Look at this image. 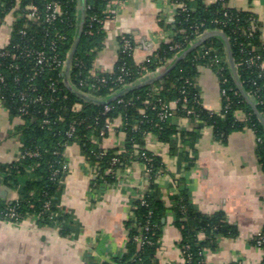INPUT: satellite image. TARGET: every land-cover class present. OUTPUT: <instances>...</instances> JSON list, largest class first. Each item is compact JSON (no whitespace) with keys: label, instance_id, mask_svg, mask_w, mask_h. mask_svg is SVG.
Segmentation results:
<instances>
[{"label":"trees","instance_id":"trees-1","mask_svg":"<svg viewBox=\"0 0 264 264\" xmlns=\"http://www.w3.org/2000/svg\"><path fill=\"white\" fill-rule=\"evenodd\" d=\"M53 1L62 8L60 18L47 23L42 16L36 22L20 17L12 21L9 43L0 47V102L11 117L21 119L15 129L22 140L20 157L12 163L0 165L4 182L17 192L12 201L0 200V219L15 223L3 215L4 211L13 208L18 214V223L33 216L41 224L59 223L63 235L69 232L73 223L71 214L56 203V197L66 174L61 169L65 162L64 151L74 143L96 168L95 186L115 182L116 171L132 160L151 168L148 173L150 185L143 194L144 203L136 198L131 201L136 224L131 227L133 218L130 216L126 250L116 258L115 264H158L155 252L166 213L173 215L174 224L181 232L180 248L189 246L191 261L188 264H205L201 262L204 257L200 251L214 248L218 236H235L236 229L227 223L222 213L204 215L192 210L180 178L179 191L171 195L168 202L155 197L154 179L161 173L162 163L145 147L146 136L154 134L159 141L168 144L173 153L176 147L172 136L176 135L180 140L185 136L194 139L196 129L180 131L172 123V118L160 121L151 106L158 107L157 99L164 103L178 100L174 115L197 118L203 125L211 127L220 140L233 131L251 129L256 136L255 154L263 173L264 125L238 89L227 61L225 44L217 36L209 37L191 49L158 78L133 83L146 72L167 67L169 61L187 49L198 34L220 31L228 38L243 90L264 118V43L260 40V23L256 16L229 7L228 0H216L210 4L197 0L195 10L190 9L189 0H177L184 2L189 10L177 11L173 37L161 43L148 61L135 64L131 42L130 49H119L111 72H98L88 79L87 72L103 47L107 0H83V24L66 75L59 68L35 66L34 53L44 50L48 54L57 53L60 59L66 57L79 31L81 0H0V24L5 14H12L15 6L18 7L16 13L22 14L28 4H34L42 11ZM252 25H256L254 30ZM124 36L131 41L130 36ZM52 41L54 51L50 48ZM175 45L180 48L173 49ZM200 65L210 66L215 71L220 90L224 91L221 109L217 113L205 110L200 104L195 84ZM33 69H37L36 75ZM77 89L100 99L88 100ZM21 94H25L26 99L22 100ZM182 99H186L185 107L194 111L192 115H186ZM145 100L152 104L145 105ZM105 106L110 109L106 111ZM239 112L244 116L242 119L237 115ZM107 118L117 127L121 124L119 129L125 133L121 148H104L101 144L108 134L100 135L105 131ZM95 139L99 143H95ZM113 158L117 159L116 163L112 162ZM47 201L50 204L45 207ZM144 225L149 228L144 235L152 243L139 246L133 236L136 227ZM261 232L264 234V225ZM199 233L206 237L199 238ZM261 264H264V255Z\"/></svg>","mask_w":264,"mask_h":264},{"label":"crops","instance_id":"crops-1","mask_svg":"<svg viewBox=\"0 0 264 264\" xmlns=\"http://www.w3.org/2000/svg\"><path fill=\"white\" fill-rule=\"evenodd\" d=\"M116 1L113 17L103 25V47L93 62L95 68L106 73L114 69L121 36H130L133 60L141 64L161 43L171 40L175 28L177 5L172 0ZM202 1L210 4L216 0ZM189 2L190 9L195 10L197 0ZM227 5L256 16L260 40L264 43V0H228ZM12 21V14H5L0 24V47L10 41ZM175 58L167 67L148 72L133 84L162 74ZM195 84L202 107L219 112L222 96L215 71L207 65L198 66ZM175 101L169 102L173 110L178 102ZM237 115L244 117L240 112ZM20 123L21 119L11 117L0 103V165L20 157L22 140L15 129ZM172 123L180 131L196 129V132L194 139L185 136L180 140L173 135L176 147L173 153L154 134L146 136L145 147L162 163V171L154 179L155 197L168 202L179 191L180 178L192 210L204 215L222 213L227 223L235 227V236H218L215 247L206 249L205 264H261L263 252L254 239L264 225V173L255 154V133L243 128L220 140L211 127L197 118L177 114ZM124 137L125 133L114 125L101 144L104 148H121ZM95 143L99 140L95 139ZM64 158L66 174L56 203L71 214L73 223L69 232L63 235L59 223L41 224L33 216L19 223L0 219V264H115L116 258L126 250L131 201L150 185L143 164L132 160L116 171L118 182L95 186V166L77 144L65 148ZM16 197L17 192L4 182L0 172V200L8 202ZM162 223L156 261L183 264L181 232L174 224L173 215L166 213ZM198 237L206 236L199 233Z\"/></svg>","mask_w":264,"mask_h":264},{"label":"built area","instance_id":"built-area-1","mask_svg":"<svg viewBox=\"0 0 264 264\" xmlns=\"http://www.w3.org/2000/svg\"><path fill=\"white\" fill-rule=\"evenodd\" d=\"M176 5H177V10L180 11H187L189 10V8H187L186 4L182 1H173ZM117 1L116 0H107V4L105 6V18H104V22L111 19L115 13V9L114 7L116 6ZM18 10V7L15 6L13 7V9L11 10L12 12V20L13 21H17L20 17H25L28 21H32V22H36L38 21V19L42 16V19L47 22V23H51L53 20H56L58 18H60L62 16V8L60 6V4L58 2H50L47 3L44 7V10H40L36 5L34 4H28L27 6L24 7V12L22 14H18L16 13V11ZM175 13V14H176ZM255 21V20H253ZM253 23V22H252ZM256 27V25H252V30H254ZM22 34H25L24 31L21 32ZM201 34H198V36H200ZM132 47L131 41L129 38L125 37V36H121V42H119V49L121 51H126L128 49H130ZM50 48L54 51L55 50V45H54V41H52ZM173 49H177L180 48L179 45H175L172 47ZM180 51V50H178ZM67 56L68 53L66 55V57L64 59H60L57 55V53L54 54H48L46 51L44 50H38L34 53V59H35V66H38L40 68H42L43 66H48V67H53V68H59L60 71L64 74L65 68H66V60H67ZM148 61V59H147ZM142 69H144V67H142ZM68 72V71H67ZM98 72H103L100 69L95 68L94 66H92V68L87 72V77L88 79H91L93 77L96 76V73ZM38 73L37 69H33V74L36 75ZM148 73V72H146ZM104 81V79H102ZM83 83H79V85H82ZM92 88L94 87L93 85ZM78 90V89H77ZM82 95L85 96H90V97H94L92 94L90 93H85L82 92L80 90H78ZM153 91H157V88H153ZM224 94V91L221 90V96ZM21 99L24 100L26 99V95L25 94H21ZM93 99H100L98 97H94ZM158 101V107L157 105H152L151 108L157 111V116L158 119L160 121H165L168 118H173L174 117V110L170 108V104L169 103H164L162 101H160V99H157ZM178 100H176L175 102H177ZM183 102V108L185 107V103H186V99H182ZM1 103V102H0ZM145 105L149 106L150 104H152L149 100H145L144 101ZM110 108L108 106H105V110H109ZM186 115H192L194 113V111L191 108H186ZM114 123H112V121L107 118L105 119V131H102L100 133L101 136H104V133H109L110 131L113 130L114 127ZM119 124V128H120ZM73 129H71L72 131ZM137 153V151L135 152ZM146 158V157H145ZM113 163L117 162L116 158L112 159ZM144 172L147 174V179L150 180L148 173H150L151 168L149 166L144 165ZM62 170L66 171V164L65 162L62 163ZM55 172H57V170H55ZM95 175H97V171L95 168ZM115 182H118L120 180L119 176H115ZM143 194L144 192L142 191V193H138L135 198L141 200V203H144V199H143ZM49 202L47 201L45 203V207L49 206ZM3 215L6 216L9 220L14 221L15 223H18V214L14 211L13 208H9L7 211L3 212ZM130 216L133 218V222L131 223V227H133L136 224V217L134 216V214L131 212ZM148 226L144 225V226H139L136 227V234L133 236V240L136 241V243L141 246L145 243H149L151 244L152 241L149 240L148 238H146V236L144 235L145 230H148ZM160 241V239H159ZM254 244L259 247L264 255V234H262V232L260 231L258 233V235L255 237L254 239ZM159 245V242H158ZM158 248V247H157ZM183 258H184V263L183 264H188L191 261V253L188 251L189 246L186 245L184 248H180ZM205 251L206 249H202V251H200V254L203 255V259L201 260L202 263H205Z\"/></svg>","mask_w":264,"mask_h":264},{"label":"water","instance_id":"water-1","mask_svg":"<svg viewBox=\"0 0 264 264\" xmlns=\"http://www.w3.org/2000/svg\"><path fill=\"white\" fill-rule=\"evenodd\" d=\"M83 19H84V1L81 0V14H80V21H79V31L75 37V41L73 43V46L71 48V50L69 51L68 53V56H67V60H66V68H65V71H64V74L66 75L67 71H68V68H69V65H70V61H71V58L73 56V53H74V50L76 48V45L78 43V40H79V36H80V29L82 27V24H83ZM212 36H217V37H220L222 39V41L224 42L225 44V47H226V52H227V59H228V63H229V66L231 68V71L233 73V76H234V79L236 81V84H237V87L238 89L240 90L241 94L245 97L246 101L252 106L255 114L259 117L261 123L264 125V118L261 116V114L259 113L258 109L256 108L255 104L250 100V98L247 96V94L245 93V91L243 90L240 82H239V78L237 76V73H236V70H235V66H234V63H233V59H232V55H231V50H230V46H229V43H228V38L227 36L223 33V32H220V31H216V30H211V31H206L204 33H202L198 39H196L187 49H185L183 52H181L176 58H175V61H173V63L169 66V68H172L174 66V64L180 59L183 57L184 54H186L187 52H189L191 49H193L194 47L198 46L199 44H201L203 41H205L207 38L209 37H212ZM168 68V69H169ZM161 75V74H160ZM160 75H157L155 76L154 78H158ZM68 85V84H67ZM136 86V85H134ZM133 86V87H134ZM84 97L88 100H91V101H95V99H93L92 97H89V96H85Z\"/></svg>","mask_w":264,"mask_h":264}]
</instances>
